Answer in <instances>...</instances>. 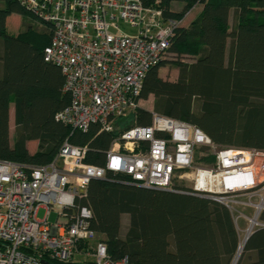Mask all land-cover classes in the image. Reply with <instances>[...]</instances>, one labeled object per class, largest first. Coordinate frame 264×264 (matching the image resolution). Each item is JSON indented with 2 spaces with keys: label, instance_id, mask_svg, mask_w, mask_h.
<instances>
[{
  "label": "trees",
  "instance_id": "trees-1",
  "mask_svg": "<svg viewBox=\"0 0 264 264\" xmlns=\"http://www.w3.org/2000/svg\"><path fill=\"white\" fill-rule=\"evenodd\" d=\"M156 1L143 3L152 6ZM158 4L164 18L175 20L183 19L197 4L202 8L189 24L175 30L167 52L176 57H164L147 72L140 99L153 96L154 112L196 124L218 145L264 149V0H160ZM14 13L25 26L15 33L7 26ZM233 14L236 22L231 26ZM36 18L17 0H0V159L49 164L68 140L88 147L86 162L104 165L120 134L117 127L150 125L152 111L139 105L118 117L109 132L98 124L87 131L73 129L58 120L57 113L69 104L71 95L64 91L61 68L45 59L52 26L49 22L42 26ZM163 66L176 67L178 78L161 76ZM30 140L38 141L34 152L27 147ZM130 179L109 171L103 179H92L77 198L78 207L92 210L90 228L106 243L113 259L127 257L131 264H233L241 238L228 207L192 193L127 182ZM124 214L129 215V226L122 234ZM236 264H264V227L250 234Z\"/></svg>",
  "mask_w": 264,
  "mask_h": 264
},
{
  "label": "built area",
  "instance_id": "built-area-1",
  "mask_svg": "<svg viewBox=\"0 0 264 264\" xmlns=\"http://www.w3.org/2000/svg\"><path fill=\"white\" fill-rule=\"evenodd\" d=\"M17 1L51 24L45 59L61 68L71 95L56 118L82 131L93 124L113 131L118 117L140 105L147 72L184 19L164 18L160 0ZM151 111L150 125L117 127L104 165L86 162L88 147L68 140L49 164L0 159V264H68L81 253L93 256L90 264H131L110 256L90 228L92 210L76 205L89 182L109 171L140 186L218 201L239 232L247 222L246 236L264 227V149L218 145L196 124Z\"/></svg>",
  "mask_w": 264,
  "mask_h": 264
},
{
  "label": "rangeland",
  "instance_id": "rangeland-1",
  "mask_svg": "<svg viewBox=\"0 0 264 264\" xmlns=\"http://www.w3.org/2000/svg\"><path fill=\"white\" fill-rule=\"evenodd\" d=\"M201 8H202V4H197V5H195L187 14H186V16L184 17V19H183V21H182V25H187V24H189L194 18H195V16H197L198 15V13L200 12V10H201ZM176 9H180V7L178 6V7H176ZM21 19V22H22V18H20ZM36 20V22L38 23V24H41L42 26H46V24H45V22H43L42 20H40V19H35ZM231 22H232V25L231 26H234V24H235V22H236V19H235V16H234V14L232 15V18H231ZM10 24H11V27H10V29H12V28H17V26H18V20H16L15 18H12L11 19V21H10ZM25 27V26H24ZM23 27V28H24ZM20 28H22V26H21V23L19 24V28L16 30V32L20 29ZM22 28V29H23ZM21 29V30H22ZM176 56L174 55V54H172L171 52H167L166 53V55H165V59H173V58H175ZM183 59L185 60V61H191L192 60V58H190L189 56H183ZM176 67H173V66H167L165 69H163V74L166 76V77H168V78H172L173 76H174V69H175ZM153 99H154V97L153 96H151V97H149L148 99H142V101H141V103H140V105L142 106V107H144V108H146V107H152L153 106ZM13 112H14V110L12 111V116H11V118H10V129H11V136H12V138L14 137V132H15V121H14V114H13ZM246 213L247 214H250V211L249 210H246ZM37 216L39 217V218H43L44 216H45V209H40L39 211H38V214H37ZM56 216H57V214L54 212V211H52V213L50 214V216H49V220L51 221V222H54L55 220H56ZM128 226H129V215L128 214H124L123 216H122V234H124L125 233V231L128 229ZM246 226H247V222L246 221H241V223L239 224V228L241 229L240 230V238H241V241H243L244 240V238H245V232H244V229L246 228ZM241 244H242V242H241ZM242 251H243V249H242ZM239 252V251H238ZM85 255V256H84ZM237 255H239L238 253H237ZM237 255H236V257H237ZM87 257V258H93V256L91 255V254H85V253H81V254H76L75 256H74V260L75 261H80V260H82V258H84V257ZM236 257L234 258V260H236ZM234 262V261H233Z\"/></svg>",
  "mask_w": 264,
  "mask_h": 264
},
{
  "label": "crops",
  "instance_id": "crops-1",
  "mask_svg": "<svg viewBox=\"0 0 264 264\" xmlns=\"http://www.w3.org/2000/svg\"><path fill=\"white\" fill-rule=\"evenodd\" d=\"M12 18H15L16 20H18V26H17V28H12V29H10V27H11V24H10V21H11V19ZM21 16L19 15V14H16V13H14V14H12V15H10L9 17H8V20H7V26H8V28H9V30L11 31V32H13V33H15L16 32V30L19 28V24L21 23ZM232 18V17H231ZM230 24L232 25V22H231V19H230ZM190 57V56H189ZM191 58V57H190ZM167 66H163V67H161L160 68V74H161V76H163L164 78H166V79H169V80H172V81H175L177 78H178V75H179V71H178V69L177 68H175L174 69V76L172 77V78H168V77H166L164 74H163V69H165ZM151 97V96H150ZM154 100V99H153ZM146 108H148V107H146ZM151 108H153V106L151 107H149L148 109H150L151 110ZM14 110V106H11V110H10V118H11V116H12V111ZM13 114H14V112H13ZM27 147H28V149L31 151V152H34L36 149H37V147H38V141L37 140H30V141H28L27 142ZM85 256V255H84ZM83 256V257H84ZM85 260H93V258H87V257H84V258H82V260H80V261H76V262H82V261H85Z\"/></svg>",
  "mask_w": 264,
  "mask_h": 264
},
{
  "label": "water",
  "instance_id": "water-1",
  "mask_svg": "<svg viewBox=\"0 0 264 264\" xmlns=\"http://www.w3.org/2000/svg\"><path fill=\"white\" fill-rule=\"evenodd\" d=\"M141 186H142V185H141ZM144 187H145V186H144ZM147 188H149V187H147ZM249 236H250V235L245 236V238H244V240H243V245H242L243 247H244L246 241L248 240ZM241 253H242V250H241ZM241 253H240V255H241ZM240 255H239V257H240ZM239 257H238L236 260H234L233 264H236V263H237ZM45 262H46V263H49L48 261H45ZM51 264H53V263H51Z\"/></svg>",
  "mask_w": 264,
  "mask_h": 264
},
{
  "label": "bare ground",
  "instance_id": "bare-ground-1",
  "mask_svg": "<svg viewBox=\"0 0 264 264\" xmlns=\"http://www.w3.org/2000/svg\"><path fill=\"white\" fill-rule=\"evenodd\" d=\"M242 242V244H240L241 246H240V248L238 249L239 250V252H237L239 255H240V253H241V250L243 249V241H241ZM239 255H237V257H236V259L239 257Z\"/></svg>",
  "mask_w": 264,
  "mask_h": 264
}]
</instances>
